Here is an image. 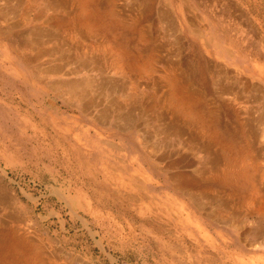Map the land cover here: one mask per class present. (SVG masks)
Here are the masks:
<instances>
[{"label": "rangeland", "instance_id": "rangeland-1", "mask_svg": "<svg viewBox=\"0 0 264 264\" xmlns=\"http://www.w3.org/2000/svg\"><path fill=\"white\" fill-rule=\"evenodd\" d=\"M263 106L264 0H0V261L264 264Z\"/></svg>", "mask_w": 264, "mask_h": 264}, {"label": "bare ground", "instance_id": "bare-ground-1", "mask_svg": "<svg viewBox=\"0 0 264 264\" xmlns=\"http://www.w3.org/2000/svg\"><path fill=\"white\" fill-rule=\"evenodd\" d=\"M109 0H107V2H108ZM86 2V1H85ZM101 2V1H100ZM83 4H85V3H83ZM82 4V5H83ZM95 4V3H94ZM81 5V6H82ZM90 5V4H89ZM107 5V4H106ZM67 6V5H66ZM109 6H110V4H109ZM103 7V6H102ZM106 7V6H105ZM110 8H112L111 6H110ZM98 10H99V8H97ZM109 9V8H108ZM101 10V9H100ZM105 10H107L106 8H105ZM104 10V11H105ZM68 12H69V10H68ZM86 13V12H85ZM90 13V12H89ZM88 13V14H89ZM101 13V12H100ZM108 13V12H107ZM109 13H110V10H109ZM108 13V14H109ZM162 14V13H161ZM160 14V16H159V18L160 19H162L163 18V14L161 15ZM78 15V14H77ZM80 15V14H79ZM110 15V14H109ZM109 15H108V17H109ZM71 16V15H70ZM100 16V15H99ZM104 16V15H103ZM107 17V18H108ZM112 18H115V17H111V19ZM85 19V18H84ZM92 19V18H91ZM99 19V18H98ZM105 19V18H104ZM159 19V20H160ZM163 20H165V19H163ZM109 21V20H108ZM113 21V20H112ZM116 21V20H115ZM66 22V21H65ZM91 22V21H90ZM67 23V22H66ZM78 23H79V21H78ZM81 23H83V22H81ZM93 23V22H92ZM92 23H91V25H92ZM106 23V22H105ZM110 24H112V23H110ZM121 24V23H120ZM119 24V25H120ZM96 25V24H95ZM107 25V24H106ZM99 26V25H98ZM140 26V25H139ZM104 27V26H103ZM106 27V26H105ZM116 27V26H115ZM118 27V26H117ZM124 27V26H123ZM92 28H94L93 27V25H92ZM131 28V27H130ZM82 29V28H81ZM90 29H91V27H90ZM96 29V28H95ZM107 29H109V28H107ZM100 30V29H99ZM119 30V29H118ZM91 31V30H90ZM109 31V30H108ZM112 31V30H111ZM102 32V31H101ZM100 32V33H101ZM133 32V31H132ZM124 33H127V32H124ZM94 34V33H93ZM138 35V34H137ZM94 36V35H93ZM99 36V35H98ZM101 36V35H100ZM90 37H91V35H90ZM87 38H88V36H87ZM93 38V37H92ZM97 38V41H96V44H95V46L94 47H92V46H90V47H92L93 48V50H88V51H83V53H85L84 54V56H89L88 55V53H93V52H95V51H98V55H100L101 56V62L98 60V58L96 57V60L95 61H92V63L94 64V69L95 70H97L99 73H102L103 72V68H102V65L105 63H107L108 62V64H109V68H110V66H112L113 68H116V70H117V68H118V66H120L119 64L120 63H125V65L127 64L128 66H125L126 67V69H127V67L129 68V69H131L132 67L129 65V63H126L125 61H124V57L126 56L125 54H123V53H121L120 51H119V49H118V47H115V44H114V41H115V38H114V35H112V34H109V35H107V37H105L104 36V34H103V36L102 37H100V38H98V37H96ZM123 39V38H122ZM137 41V40H136ZM139 41V40H138ZM141 44V43H140ZM142 45H144V44H142ZM145 47V46H144ZM155 47V46H154ZM83 48V47H82ZM91 48V49H92ZM132 48V47H131ZM148 50V49H147ZM153 50V49H152ZM129 51V50H128ZM134 51V50H133ZM87 52V53H86ZM97 53V52H96ZM123 55H124V57H123ZM147 55V54H146ZM96 56V55H95ZM135 56V55H134ZM91 57V56H90ZM99 57V56H98ZM144 57H146V56H144ZM139 58H141V57H139ZM86 60H88L89 61V59H87V58H85ZM131 59V58H130ZM134 59V58H133ZM133 59H132V61H133ZM146 59V58H145ZM137 60H138V58H137ZM107 61V62H106ZM104 62V63H103ZM143 62V61H142ZM134 66V65H133ZM122 67V66H121ZM111 69V68H110ZM122 69V68H121ZM121 69H119V70H121ZM123 70V69H122ZM118 71V70H117ZM130 71V70H129ZM128 71V72H129ZM135 71V70H134ZM214 72V71H213ZM216 72V71H215ZM203 75V74H202ZM213 75V74H212ZM199 77V76H198ZM104 79V78H103ZM175 80V79H174ZM88 82V81H87ZM103 82V81H102ZM219 82H220V80H219ZM224 82V81H223ZM227 82V81H226ZM225 82V83H226ZM104 83H106L105 81H104ZM170 83H172V82H170ZM203 83V82H202ZM233 83V82H232ZM102 84V83H101ZM172 84H174V83H172ZM181 84V83H180ZM220 84V83H219ZM233 84H235V82L233 83ZM166 85V84H165ZM243 85V84H242ZM249 85V84H248ZM105 86V85H104ZM168 86V85H167ZM178 86H180V85H178ZM216 86V85H215ZM220 86H222L221 84H220ZM102 87H103V85H102ZM159 87H161V86H159ZM174 87H175V85H174ZM243 87H245V86H243ZM242 87V88H243ZM169 88V87H168ZM171 88V87H170ZM173 88V87H172ZM171 88V89H172ZM99 89H101V87L99 88ZM234 89V88H233ZM245 89V88H244ZM167 90V89H166ZM243 90V89H242ZM171 91V90H170ZM163 93H164V91H162ZM166 92V91H165ZM232 92H234V90H232V87L230 86V85H223L218 91H217V93H216V95H217V97H216V99H217V101L219 102V104H221V105H224V106H226V107H230V106H233L235 103H237L238 102V99H239V95H236V94H234L233 95V97H230L229 99H227L226 98V96L227 95H232ZM240 92V91H239ZM238 93V92H237ZM173 94V93H172ZM179 94V93H178ZM185 95H187V94H185ZM226 95V96H225ZM183 96V95H182ZM257 96V95H256ZM165 97V96H164ZM171 97H172V95H171ZM243 97V96H242ZM248 97V96H247ZM254 97V96H253ZM196 98V97H195ZM254 98H256V97H254ZM262 99V98H261ZM186 100H188V99H186ZM170 102V101H169ZM163 105V104H162ZM173 105V104H172ZM234 108V107H233ZM232 108V109H233ZM263 108H264V106H263ZM230 110V109H229ZM245 110V109H244ZM248 111H249V108L247 109ZM246 110V111H247ZM212 112V111H211ZM237 113V112H236ZM247 113V112H246ZM248 114V113H247ZM171 115V114H170ZM205 115V114H204ZM213 115V114H212ZM264 115V114H263ZM208 116V115H207ZM209 116H211V115H209ZM249 116V115H248ZM212 117V116H211ZM259 117H263L262 116V114H259ZM162 118H164V117H162ZM205 118V117H204ZM260 118V119H261ZM240 119V118H239ZM187 120V119H186ZM248 120V119H247ZM251 121V120H250ZM237 122V121H236ZM262 122V121H261ZM215 123V122H214ZM247 123V122H246ZM228 124V123H227ZM248 124V123H247ZM219 125H220V122H219ZM236 126H237V124H236ZM238 126H239V122H238ZM224 127V126H223ZM243 127V126H242ZM249 127V126H248ZM226 130V129H225ZM238 130V129H237ZM236 132V131H235ZM181 133V132H180ZM182 134V133H181ZM253 135V134H252ZM255 136H256V134H255ZM253 137V136H252ZM253 143V142H252ZM247 145H248V143H247ZM209 148V147H208ZM260 160V159H259ZM217 161V160H216ZM215 160H214V162L215 163H217ZM262 161V160H261ZM213 162V163H214ZM259 162V161H258ZM222 164V163H221ZM259 164V163H258ZM261 164V163H260ZM216 165V164H215ZM223 165V164H222ZM263 165V164H262ZM212 166V165H211ZM260 166V165H259ZM264 166V165H263ZM213 167V166H212ZM261 167V166H260ZM263 168V167H262ZM259 168H257V170H258ZM256 170V169H255ZM245 171V170H244ZM262 171V170H261ZM260 171V172H261ZM221 172V171H220ZM252 172V171H251ZM246 174V173H245ZM256 174V173H255ZM236 175V174H235ZM238 175V174H237ZM242 175V174H241ZM258 175L259 176H257V178L259 177V179L258 180H261L260 178H262L263 176H264V174L261 172V173H259L258 172ZM244 176V175H243ZM234 177H237V176H234ZM246 177V176H245ZM248 177V176H247ZM218 179V178H217ZM251 180H252V177H249V178H247V180L246 181H248L249 183H253V182H251ZM253 180L255 181L256 180V178H255V176H253ZM264 180V179H263ZM228 181V180H227ZM220 182V181H219ZM247 182V183H248ZM190 183V182H189ZM233 183H234V181H233ZM259 183V182H258ZM261 183V182H260ZM264 183V182H263ZM221 184V183H220ZM240 184V183H239ZM242 184V183H241ZM240 184V185H241ZM226 185V184H225ZM250 185H252V184H250ZM255 185V184H254ZM233 186V185H232ZM226 187V186H225ZM234 187H236V186H234ZM238 187H239V185H238ZM244 187V186H243ZM252 187V186H251ZM240 188V187H239ZM247 188V187H246ZM245 189V188H244ZM244 191V190H243ZM246 191V190H245ZM256 191V190H255ZM242 193V192H241ZM244 193V192H243ZM248 193V192H247ZM2 195H5V194H2ZM1 195V197H4V196H2ZM241 195V194H240ZM6 196V195H5ZM256 196V195H255ZM8 199V198H7ZM193 199V198H192ZM6 200V199H5ZM9 200V199H8ZM224 201V200H223ZM11 202V201H10ZM9 203V202H8ZM223 206V209H225V210H228L229 209V207H228V205L226 204V203H224V205H222ZM232 206V205H231ZM8 207V206H7ZM2 223H4V222H2ZM254 231H255V229H254ZM256 233H257V235L260 233L261 234V229H260V226H258V228H256ZM3 236H4V234H3ZM0 239H1V237H0ZM19 239V238H18ZM3 243H5L6 242V237L4 236V238H3ZM9 251V250H8ZM12 252V251H11ZM22 255H24V254H22V253H18V254H11V257H8V258H4V259H2L1 261H0V264H28V263H30V262H32V260L31 259H28L27 261H26V258H23V256Z\"/></svg>", "mask_w": 264, "mask_h": 264}]
</instances>
